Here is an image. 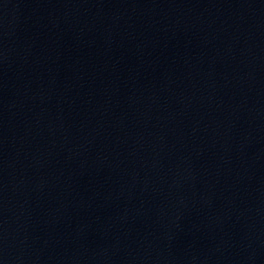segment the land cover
Instances as JSON below:
<instances>
[{
    "label": "water",
    "instance_id": "95a60500",
    "mask_svg": "<svg viewBox=\"0 0 264 264\" xmlns=\"http://www.w3.org/2000/svg\"><path fill=\"white\" fill-rule=\"evenodd\" d=\"M0 264H264V0H0Z\"/></svg>",
    "mask_w": 264,
    "mask_h": 264
}]
</instances>
